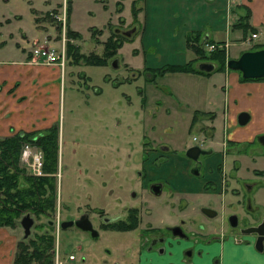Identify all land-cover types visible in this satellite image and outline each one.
I'll return each mask as SVG.
<instances>
[{"label":"rangeland","instance_id":"1","mask_svg":"<svg viewBox=\"0 0 264 264\" xmlns=\"http://www.w3.org/2000/svg\"><path fill=\"white\" fill-rule=\"evenodd\" d=\"M69 5L71 13L68 23L79 32V37L72 42H78L81 45L80 51L85 54H100L106 32L103 29L101 33L91 34L90 28L101 26L109 12L101 10L99 0H0V20L3 22L0 26V41L3 42L0 44V58L18 57L21 48L30 50L32 41H41L44 35L49 37V42L44 43L57 45L59 42L56 43L54 39L57 35L54 23L58 22L54 16L48 17L46 12L51 9H54L51 12L53 14L59 11L61 19L60 11L64 9L67 18L66 8ZM108 5V10L112 11L113 2ZM35 13L41 19H35ZM241 41L237 44L239 49L247 48L253 40L246 41L243 37ZM119 47L118 54H122L127 64H115L112 57L106 63L87 64L78 61L79 64H73L70 55L72 51L66 48V68L59 78L60 90L56 99L58 137L55 170L42 171V174H53L55 178L54 228L51 230L55 234L53 242H56L60 254L72 251L78 259H82L83 264H136L139 243L142 240L150 242L156 229L159 236H176L177 240L191 241L194 246L207 239H218L222 231L226 233L229 230V214L236 212L245 216L242 210L247 204L246 199H243L241 206H237L228 190L223 194L214 189L206 191L207 194L182 192L193 191L198 187V182L185 179L182 174H191V163L185 157V148L202 135L201 129L196 124L188 125L183 115L191 103L187 98L192 97L194 112H200L198 118H204V121L201 111L196 112L198 106L203 108L208 103L220 111L224 102L223 72L212 69V76L205 79L200 75L183 73L189 71L176 70L174 80H157L154 85L157 90L155 94L161 99L168 97L171 109L175 111L172 115H166L168 101L163 113L159 112L160 107L155 111L156 106L151 103L150 96L154 91L148 86V68L145 71L142 68H131L140 64L131 65L133 60H137L133 48L124 41H121L117 49ZM235 47L233 45L228 48L232 51ZM227 70L236 71L240 76L238 70ZM261 77L250 80L258 82ZM171 83L172 88L167 91L165 85ZM224 85L226 87V83ZM203 93L205 98H202ZM51 100L53 105L54 99ZM210 100H213L212 103ZM245 102L251 103L252 99L247 98ZM151 109H154V115L150 113ZM238 126H243V132L251 126L264 130V114H254ZM225 129L219 124L214 131L215 135L212 138L211 134L207 136L218 149H223V146L216 144L213 139H221ZM249 145L260 144L253 140ZM23 149L24 146H21L19 164L30 172L29 166L24 164L27 150ZM28 149L38 151L42 159L39 148L28 145ZM243 156L242 166L250 163L264 166V154L255 157L254 162H251V153L247 152ZM220 157L221 154L215 158L220 161ZM230 158L228 154L223 157L227 166L231 163ZM192 175L197 178L198 173ZM153 180L160 182L158 193L150 189ZM208 185L205 182L204 188ZM203 206L213 208L216 213L206 214L202 211ZM130 207L136 208L135 221L132 220L130 227L120 228L113 224H121L122 220H126ZM82 213L87 214L91 225L97 230L96 236L74 224L59 227L55 233L56 222L74 219ZM30 216L33 224L45 220L43 216ZM101 222L107 225L103 227ZM174 226H179L184 235H173L171 228ZM18 228L21 237V228ZM42 228L37 229L32 225L30 233L41 232ZM155 246L158 248V241Z\"/></svg>","mask_w":264,"mask_h":264},{"label":"crops","instance_id":"2","mask_svg":"<svg viewBox=\"0 0 264 264\" xmlns=\"http://www.w3.org/2000/svg\"><path fill=\"white\" fill-rule=\"evenodd\" d=\"M99 1L101 10H107L109 15L101 26L94 25V28H90L91 34L101 33L104 29L107 36L110 32L127 36L123 41L133 48L134 57L137 58V60H133L131 65L140 63L137 67L131 68H142V71L148 68L147 70L149 71L145 72L148 86L154 91L150 96L151 103L156 106L155 111H157V107H160L159 112L163 113L168 101L167 107L169 109L167 108L166 115H172L175 111H172V105L168 97L164 96L165 98L161 99L155 94L157 90L154 85L157 80H162L163 78L174 80L176 71L167 70L161 72L158 68L167 64H181L194 57L193 51L185 44V36L187 34L197 37L198 41L196 43L201 45L206 42H225L226 58L237 56L242 50L251 47L250 45L252 44H260L264 47V0ZM111 1L113 6L112 11H109L108 3ZM126 1L127 11H125ZM51 12H54V9L46 12V15L48 17L49 15L59 17V11L54 14ZM112 12L113 15H110ZM60 13L61 16L63 13L65 14L64 9ZM70 13L71 6L69 5L66 8L67 22L64 25L55 24L53 22L54 19L51 17L52 21H50L54 23L57 32L54 39L57 40L56 43L59 42L57 45H63L65 41V49L68 48L67 44L69 43L75 45L80 53L85 54L80 51L81 45L78 42H72L79 37V32L73 25L68 23L70 21ZM246 14L247 16H245ZM35 15V19H41L36 13ZM243 21L246 23L247 29H249L248 32L242 29L243 26L241 24ZM4 22L7 21L4 20ZM2 23L0 20V26ZM66 29L72 30L76 35H67ZM126 30L130 32L124 33ZM250 32L255 33V36L249 39L253 40L251 44H248L247 48H237V44L242 42L243 37L249 36ZM22 36L25 35L22 34ZM44 38L49 42L48 36L44 35L42 39ZM1 43H3L2 40L0 41ZM233 45L236 47L230 51L228 47ZM28 49L21 48V54L15 58L3 60L0 58V137L21 131L46 132L51 125L56 126L58 137L56 99L60 90L59 78L66 68L65 60L61 66L58 64L38 63L32 59ZM119 49L120 47L116 48L113 56L117 60L116 63L127 64L122 54H118ZM200 61L202 60L196 59L194 65L196 66ZM71 62L73 64L80 63ZM218 71L223 72L222 95L224 102L221 105L222 108L219 111L215 109L214 105L209 106L208 103L203 108L198 106L195 109L196 111H201L205 121L204 118L195 117L193 122L190 123L195 105L192 104V97H188L187 100L191 103H189L185 113H183L187 118V124H196L199 128L206 127L208 129L214 128L215 130L219 127V124H221L222 129L224 124L227 126L234 125L232 137L238 139H247L254 132L264 131L262 128L251 126L243 132V126H237L236 120V116L240 111H246L248 119L254 114H264V107H259L264 106V76L257 82L250 79L244 80L239 76L238 72H229L227 68ZM183 73L200 75L205 79L212 76V70L207 73L197 71ZM225 83L227 91L226 87H224ZM165 86L167 91H170L172 83ZM203 96L202 98H205ZM247 98H251L252 102L246 103L245 99ZM49 99H54L53 105L51 104L52 100L49 102ZM212 101L210 100L209 102L212 103ZM234 106L236 107L234 108ZM152 111L154 109L150 110V113L154 115L155 111ZM212 158L206 157L204 159V173L198 174L197 178L193 177L192 174H185V172L182 174L185 179L189 178L198 182V187L195 190H189L192 193L182 191L183 193L207 194L206 191L210 189L204 188V183L209 178L216 179L212 172ZM184 186L189 187L191 185ZM219 192L221 193L222 190L220 189ZM18 227L19 225L17 224L12 227L0 226V264H13L15 243L20 236ZM153 234L157 235L158 229ZM157 241L158 248H155ZM187 247H190L188 253L184 251V248ZM157 250L158 253H156ZM136 252V264H152L151 262H155L154 264H264V253L256 251L250 242L236 243L225 237L207 239L202 244L198 242L194 246L191 241L181 242L176 239V236L166 235L155 239L152 245H148L145 240H142Z\"/></svg>","mask_w":264,"mask_h":264},{"label":"trees","instance_id":"3","mask_svg":"<svg viewBox=\"0 0 264 264\" xmlns=\"http://www.w3.org/2000/svg\"><path fill=\"white\" fill-rule=\"evenodd\" d=\"M247 16V14L245 15ZM245 31L247 27L243 21L241 24ZM67 35H76L72 30L66 29ZM127 36L110 32L103 41V49L100 54L88 52L80 53L75 45L67 44L68 50L72 51L74 62L84 63H106L114 56L117 46L126 39ZM197 37L191 34L185 36V44L189 47L194 57L181 64H167L158 68L159 71H197L194 62L196 59L211 60L215 63L213 69L222 70L225 68L224 60L226 58L224 50L220 47L205 51L203 45L196 43ZM216 41L214 43H217ZM260 44H252L249 49L261 48ZM242 78V77H241ZM242 78V79H257ZM197 112V111H196ZM200 113V112H199ZM193 112L190 123L193 122L198 114ZM57 139V129L51 125L46 132L21 131L5 137H0V226L12 227L18 223L19 217L27 212L35 218L43 216L45 220L41 223H35L33 227L41 229V232H29L25 237H19L15 243L13 254V264H52L53 250V216L55 210V178L54 175H34L25 170V167L19 164V153L23 142H28L31 146L41 150V169L45 172L55 170V149ZM136 208L131 207L128 211L126 220L121 224L113 223L120 228H128L134 220ZM103 227L107 225L101 223Z\"/></svg>","mask_w":264,"mask_h":264},{"label":"flooded vegetation","instance_id":"4","mask_svg":"<svg viewBox=\"0 0 264 264\" xmlns=\"http://www.w3.org/2000/svg\"><path fill=\"white\" fill-rule=\"evenodd\" d=\"M242 124L237 122V126ZM224 128L226 129L224 132H222L221 139H213L216 140V144H222L223 149L221 147L220 149L216 148L215 145L213 146L211 144L212 140L207 139L209 134H211V138L215 135L214 131L216 130L214 128H200L202 135L199 136L197 141L189 145H197L203 151L198 152L194 160L185 155L187 160L191 163L189 170L191 173L192 169H198V174L201 175L204 173V159L206 157H214L211 159V162L213 165L212 172L216 179L214 180L213 178H209L206 180V183H209V185L205 188L214 189L215 191L218 190V192L221 189V194L228 190L233 196L237 206H241L243 199H246L247 201L245 208L242 210L245 216L236 212L232 213V215H234V223L230 224L229 222V230L226 233L222 231V233L219 235V238H230L236 243L250 242L256 251L264 253V166L253 163L244 164L243 166L241 165V158L244 157L243 155H245L247 152L251 153V162L255 161V157L257 158L261 156V154H264V131L254 132L252 136L247 139H238L232 137V134L234 133L233 128H228L226 124H224L223 129ZM253 140H256V142H258L260 145H249V143L253 142ZM238 143H241V145L239 146ZM207 149L208 151L206 152L205 150ZM210 154L212 155L209 156ZM219 154L222 155V158L220 157V161H218L219 159L215 158L218 157ZM227 154L231 157V163L228 166L223 160L224 155ZM201 168L202 172L200 173ZM150 183H157L158 186L160 185L158 180H153ZM229 216H231V214H229ZM251 227L255 229L245 231ZM160 237H162V235L159 236V234H152L151 241H146V244L152 245L154 244L155 239H159ZM254 241L260 245V250L255 247ZM187 248L188 249H185V252L188 253L190 251V247Z\"/></svg>","mask_w":264,"mask_h":264},{"label":"water","instance_id":"5","mask_svg":"<svg viewBox=\"0 0 264 264\" xmlns=\"http://www.w3.org/2000/svg\"><path fill=\"white\" fill-rule=\"evenodd\" d=\"M130 31H125L124 33H129ZM225 66L229 69L238 70L242 78H254L264 76V48H256V49H246L242 50L237 56L229 57L225 60ZM197 67L203 71H209L213 68V63L210 61H200L197 63ZM248 119V113L246 111L238 112L236 116V120L238 123L242 124ZM199 149V151H198ZM203 151L197 145H188L185 149L184 154L190 159L194 160L198 152ZM206 152L208 151L205 150ZM192 173L196 174L198 172L197 169H192ZM153 185V186H152ZM150 189L158 193L160 188L157 183L151 184ZM202 211L208 215L215 214V210L210 207L203 206ZM230 224L234 223V215L228 217ZM32 217L27 213H23L19 218V224L22 229V236L25 237L29 233V228L32 224ZM74 224L76 227L87 230L90 235L96 236L97 230L91 225L90 220L87 217L86 213L80 214L78 217L74 219H62L59 222L60 227H65L67 225ZM254 230L255 228L251 227L246 229L245 231ZM171 232L173 235H179L180 237L184 235L180 230L179 226H174L171 228ZM255 243V241H254ZM257 249H261L260 245L254 244Z\"/></svg>","mask_w":264,"mask_h":264},{"label":"built area","instance_id":"6","mask_svg":"<svg viewBox=\"0 0 264 264\" xmlns=\"http://www.w3.org/2000/svg\"><path fill=\"white\" fill-rule=\"evenodd\" d=\"M251 35L253 36L254 33H252ZM213 47L214 45L212 43L207 44L208 49H212ZM32 52L35 58L39 59L40 62H43V63H51V62L56 61L58 58L60 61V57H61V52L58 53L55 49L49 47L45 43H38L35 46H33ZM23 150H27L26 151L27 153L25 154L26 160L24 161H25V164L29 166L30 171L33 174H41L42 173L41 156L38 153V151L36 150L30 151L27 145H24ZM53 264H78V263L75 262L74 254L72 252H69L66 254L64 258H59L57 254L55 253Z\"/></svg>","mask_w":264,"mask_h":264}]
</instances>
